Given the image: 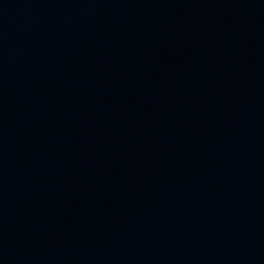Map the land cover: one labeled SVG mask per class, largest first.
<instances>
[{
  "label": "water",
  "instance_id": "water-1",
  "mask_svg": "<svg viewBox=\"0 0 264 264\" xmlns=\"http://www.w3.org/2000/svg\"><path fill=\"white\" fill-rule=\"evenodd\" d=\"M0 264H264V0H0Z\"/></svg>",
  "mask_w": 264,
  "mask_h": 264
}]
</instances>
